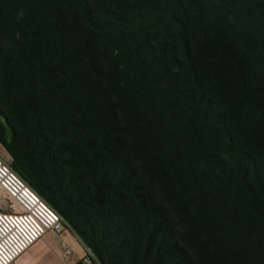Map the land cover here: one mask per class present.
Segmentation results:
<instances>
[{
    "label": "trees",
    "instance_id": "obj_1",
    "mask_svg": "<svg viewBox=\"0 0 264 264\" xmlns=\"http://www.w3.org/2000/svg\"><path fill=\"white\" fill-rule=\"evenodd\" d=\"M0 144L100 264H264V0H0Z\"/></svg>",
    "mask_w": 264,
    "mask_h": 264
},
{
    "label": "built area",
    "instance_id": "obj_2",
    "mask_svg": "<svg viewBox=\"0 0 264 264\" xmlns=\"http://www.w3.org/2000/svg\"><path fill=\"white\" fill-rule=\"evenodd\" d=\"M0 191L11 203V212L0 208V264H15L17 259L48 232L58 236L74 233L62 215L42 199L0 157ZM88 248L83 264H92Z\"/></svg>",
    "mask_w": 264,
    "mask_h": 264
},
{
    "label": "crops",
    "instance_id": "obj_3",
    "mask_svg": "<svg viewBox=\"0 0 264 264\" xmlns=\"http://www.w3.org/2000/svg\"><path fill=\"white\" fill-rule=\"evenodd\" d=\"M0 156L11 159L8 153L7 156L0 153ZM10 205L0 191V208L4 212H11ZM87 251L88 247L75 233L68 232L58 236L54 232H48L20 255L15 264H83ZM92 264L100 263L94 260Z\"/></svg>",
    "mask_w": 264,
    "mask_h": 264
},
{
    "label": "rangeland",
    "instance_id": "obj_4",
    "mask_svg": "<svg viewBox=\"0 0 264 264\" xmlns=\"http://www.w3.org/2000/svg\"><path fill=\"white\" fill-rule=\"evenodd\" d=\"M124 1H126L127 4L129 3V5H132V6L135 5V4L141 3V2L150 3V0H124ZM215 1H217V0H215ZM121 45H122V44H121ZM201 55L205 56L206 59H203V56H202L200 61L205 62V61L208 60V57H207V51L202 52ZM221 58H222L223 60H225L226 56L224 57V56L222 55ZM211 61H212V62H216V63H220L218 55H216L214 59H211ZM6 152H7V151H5L4 147L0 145V153H1L2 155H6V156H7V153H6ZM0 157H1V156H0ZM1 158H2V157H1ZM2 159L4 160V162H6L7 164H9V165L12 167V159H5V158H2ZM12 168H13V167H12ZM13 170H14V169H13ZM256 229H258V228L256 227ZM262 235L264 236V230H262Z\"/></svg>",
    "mask_w": 264,
    "mask_h": 264
}]
</instances>
